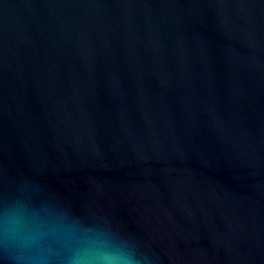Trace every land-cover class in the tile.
Returning a JSON list of instances; mask_svg holds the SVG:
<instances>
[{"label": "water", "instance_id": "water-1", "mask_svg": "<svg viewBox=\"0 0 264 264\" xmlns=\"http://www.w3.org/2000/svg\"><path fill=\"white\" fill-rule=\"evenodd\" d=\"M92 249L264 264V0H0V264Z\"/></svg>", "mask_w": 264, "mask_h": 264}, {"label": "clouds", "instance_id": "clouds-1", "mask_svg": "<svg viewBox=\"0 0 264 264\" xmlns=\"http://www.w3.org/2000/svg\"><path fill=\"white\" fill-rule=\"evenodd\" d=\"M133 257L98 249L74 252L67 257L66 264H133Z\"/></svg>", "mask_w": 264, "mask_h": 264}]
</instances>
